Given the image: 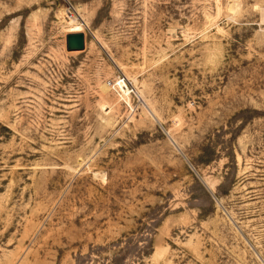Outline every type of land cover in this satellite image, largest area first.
Wrapping results in <instances>:
<instances>
[{"label": "rangeland", "instance_id": "obj_1", "mask_svg": "<svg viewBox=\"0 0 264 264\" xmlns=\"http://www.w3.org/2000/svg\"><path fill=\"white\" fill-rule=\"evenodd\" d=\"M0 264H264V0H0Z\"/></svg>", "mask_w": 264, "mask_h": 264}, {"label": "water", "instance_id": "obj_2", "mask_svg": "<svg viewBox=\"0 0 264 264\" xmlns=\"http://www.w3.org/2000/svg\"><path fill=\"white\" fill-rule=\"evenodd\" d=\"M84 34L82 31L66 33L64 36V48L66 51H78L83 49Z\"/></svg>", "mask_w": 264, "mask_h": 264}, {"label": "bare ground", "instance_id": "obj_3", "mask_svg": "<svg viewBox=\"0 0 264 264\" xmlns=\"http://www.w3.org/2000/svg\"><path fill=\"white\" fill-rule=\"evenodd\" d=\"M234 2V1H233ZM235 4V3H234ZM235 5H238V4H235ZM233 7H235L234 5H232L231 6V9L233 8ZM229 8H230V5H229ZM237 8V7H236ZM233 9H235V8H233ZM236 10V9H235ZM62 13H64L63 11H61ZM62 13H60L61 15H62ZM65 14V13H64ZM62 19H63V21L68 25V31H79L80 30V28H81V25H83L84 24V22H83V19L78 15L77 17H74V16H72V14L71 15H64L63 17H62ZM68 52H71V53H73V52H77V51H68ZM120 81H121V90H124V91H126V88H125V84H124V82L121 80V79H119ZM127 92V91H126ZM102 110V109H101Z\"/></svg>", "mask_w": 264, "mask_h": 264}]
</instances>
